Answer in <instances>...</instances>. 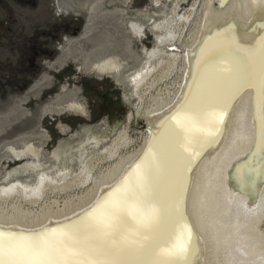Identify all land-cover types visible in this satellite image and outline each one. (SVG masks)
<instances>
[{"label": "bare ground", "instance_id": "1", "mask_svg": "<svg viewBox=\"0 0 264 264\" xmlns=\"http://www.w3.org/2000/svg\"><path fill=\"white\" fill-rule=\"evenodd\" d=\"M105 2H88V22L99 17L123 22L125 44L104 39L91 52L65 49L57 62L82 59L90 72L116 78L129 88L126 100L133 101L134 111L119 131L87 125L79 142L61 141L50 154L45 153L48 141L37 145L22 137L23 145H9L6 161L16 166L0 177V229L42 230L94 207L149 150L168 118L192 94V86H215L213 68L219 62L210 63L206 73L199 68L213 45H234L255 55L264 42V0H196L184 11L187 0H154L131 14L117 6L106 10ZM148 30L156 35L155 46L144 49L141 57L133 45ZM222 63L227 67V61ZM254 64L259 78V60ZM49 78L43 76L30 92L52 84ZM63 110L87 116L86 105L74 96ZM47 111L58 110L48 106ZM139 118L144 131L135 138L129 129ZM61 129L66 132L62 125ZM258 139L257 92L245 87L233 99L219 142L208 147L183 177L186 214L195 232L192 264H264V185L257 179L254 197L241 191L240 181L247 169L264 168Z\"/></svg>", "mask_w": 264, "mask_h": 264}, {"label": "snow or ice", "instance_id": "2", "mask_svg": "<svg viewBox=\"0 0 264 264\" xmlns=\"http://www.w3.org/2000/svg\"><path fill=\"white\" fill-rule=\"evenodd\" d=\"M212 62H219L213 68L215 86L193 85L149 150L94 207L42 230L0 229V264H192L195 232L186 214L183 177L219 142L233 99L245 87L257 92V150L264 149V42L255 55L213 45L200 61L201 72ZM257 179L264 185V168L247 169L241 191L255 197Z\"/></svg>", "mask_w": 264, "mask_h": 264}, {"label": "rangeland", "instance_id": "3", "mask_svg": "<svg viewBox=\"0 0 264 264\" xmlns=\"http://www.w3.org/2000/svg\"><path fill=\"white\" fill-rule=\"evenodd\" d=\"M21 1L0 0V177L16 166L6 161L7 148L11 144L23 145L22 137L33 139L37 145L48 141L45 153L50 154L61 141L79 142L84 126H93L94 130L96 125L100 129L114 127L119 131L134 111L133 101L126 100L129 88L116 78H103L90 72L82 59H71L63 65L57 62L63 59L65 49L72 48L77 54L91 52L104 39L122 47L128 34L123 22L100 17L88 22V2L93 0H65L67 4L62 3L64 0H35V5ZM195 1L187 0L182 10L190 8ZM150 2L154 0H132L128 4L124 0H107L103 7L113 10L117 6L131 14L143 10ZM59 22L67 23L68 29L60 31ZM36 35L41 44L32 43ZM155 42L156 35L148 30L142 40L135 41L133 49L143 57L144 49H152ZM45 75L52 84L42 87L39 93L30 92ZM72 96L86 105L87 116L63 110ZM48 106L58 111H47ZM141 120L133 119L130 124L129 130L135 138L144 131ZM45 133L48 137L43 138Z\"/></svg>", "mask_w": 264, "mask_h": 264}, {"label": "flooded vegetation", "instance_id": "4", "mask_svg": "<svg viewBox=\"0 0 264 264\" xmlns=\"http://www.w3.org/2000/svg\"><path fill=\"white\" fill-rule=\"evenodd\" d=\"M21 2H23V4L26 3V2H28V3H31L32 5H35V3H36L35 0H22ZM57 28H59L60 31H65V30L68 29V25L65 22H59ZM48 33L50 35H52V36L54 35V32H51V33L48 32ZM35 42H37V41H35ZM36 44H39V43H36Z\"/></svg>", "mask_w": 264, "mask_h": 264}, {"label": "trees", "instance_id": "5", "mask_svg": "<svg viewBox=\"0 0 264 264\" xmlns=\"http://www.w3.org/2000/svg\"><path fill=\"white\" fill-rule=\"evenodd\" d=\"M47 34V33H46ZM34 41V42H33ZM35 41H37V42H35ZM32 43H40L39 42V37H38V35H36L34 38H32ZM41 44V43H40ZM27 73H31V72H29V71H26Z\"/></svg>", "mask_w": 264, "mask_h": 264}]
</instances>
